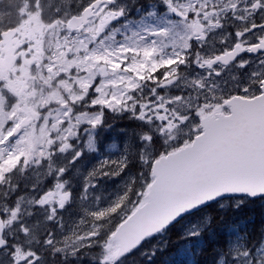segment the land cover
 I'll use <instances>...</instances> for the list:
<instances>
[{
  "label": "snow or ice",
  "instance_id": "1",
  "mask_svg": "<svg viewBox=\"0 0 264 264\" xmlns=\"http://www.w3.org/2000/svg\"><path fill=\"white\" fill-rule=\"evenodd\" d=\"M0 264H264V0H0Z\"/></svg>",
  "mask_w": 264,
  "mask_h": 264
}]
</instances>
